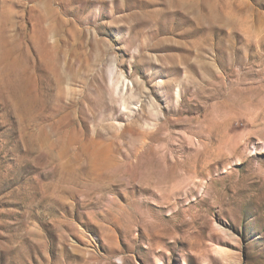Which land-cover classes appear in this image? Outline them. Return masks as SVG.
<instances>
[{
    "label": "rangeland",
    "instance_id": "obj_1",
    "mask_svg": "<svg viewBox=\"0 0 264 264\" xmlns=\"http://www.w3.org/2000/svg\"><path fill=\"white\" fill-rule=\"evenodd\" d=\"M0 264H264V0H0Z\"/></svg>",
    "mask_w": 264,
    "mask_h": 264
}]
</instances>
